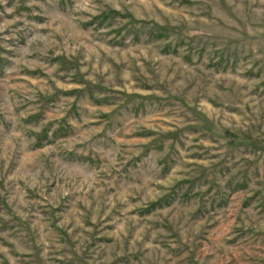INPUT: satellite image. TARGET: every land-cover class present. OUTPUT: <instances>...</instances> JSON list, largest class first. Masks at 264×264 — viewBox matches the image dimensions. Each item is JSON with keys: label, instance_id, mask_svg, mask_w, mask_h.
Listing matches in <instances>:
<instances>
[{"label": "rangeland", "instance_id": "obj_1", "mask_svg": "<svg viewBox=\"0 0 264 264\" xmlns=\"http://www.w3.org/2000/svg\"><path fill=\"white\" fill-rule=\"evenodd\" d=\"M0 264H264V0H0Z\"/></svg>", "mask_w": 264, "mask_h": 264}]
</instances>
